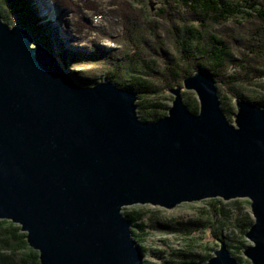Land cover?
<instances>
[{
    "label": "water",
    "instance_id": "water-1",
    "mask_svg": "<svg viewBox=\"0 0 264 264\" xmlns=\"http://www.w3.org/2000/svg\"><path fill=\"white\" fill-rule=\"evenodd\" d=\"M15 1L38 36L0 15V219L21 226L40 264H143L126 205L217 197L249 199L243 253L264 264V106L236 99L230 119L199 68L169 91L166 115L143 120L135 92L85 85L70 69L74 55L50 32L63 6ZM213 253L183 264H239L225 244Z\"/></svg>",
    "mask_w": 264,
    "mask_h": 264
},
{
    "label": "trees",
    "instance_id": "trees-1",
    "mask_svg": "<svg viewBox=\"0 0 264 264\" xmlns=\"http://www.w3.org/2000/svg\"><path fill=\"white\" fill-rule=\"evenodd\" d=\"M58 1L63 6V13H71L72 19L79 26H90L89 23L87 25L85 13L78 4L72 0L69 3ZM125 1L127 0H118L114 4L119 8L125 5ZM126 4L134 11L119 12V36L122 42L120 50L123 52L114 49L113 52L97 51L95 54L89 49H97L99 46L90 41L83 48L86 53L79 51L74 55V61L68 64L69 67L75 64L72 70L77 73L76 76L82 83L95 85L101 81H110L131 90L137 95L136 104L140 118L156 120L167 114L173 100L171 94L165 93L175 87H182L184 78L199 68H207L206 71L212 75L219 87L222 107L230 119L236 112L233 100H250L264 106V67L255 66L257 61H264V0H161L155 17L149 10L147 0H133V3ZM144 6L148 7L147 10ZM9 12L14 13L15 23L26 27L33 36L37 35L30 19L15 0H0V15L3 20H10ZM147 17L153 18L154 22ZM71 24L73 23L70 22ZM146 43L149 44L148 48L142 49V45ZM87 59H92L93 64L100 63L107 67L102 69L101 77H90L76 69L79 61ZM75 60L78 62L75 63ZM237 67L240 68L239 71L235 70ZM221 85L228 86L231 98L223 93ZM181 94L189 109L198 112L199 102L195 93L183 89ZM207 203L210 209L205 213L208 218L206 222L212 224L207 226H217L214 233L221 241L220 245L225 244L239 263L245 264L240 255L247 247L246 240L242 237L253 223L249 212L250 201L233 199L225 202L221 198H214ZM230 210L237 216L233 221ZM239 212L241 216H238ZM124 214L132 221L134 237L146 254L148 249L142 245V241L149 234L148 225L144 221L146 210L130 209L124 211ZM212 217L215 218L214 222ZM154 220L152 228L162 227L171 232L178 231L185 238H192L196 228L205 224L176 219L164 222L157 217ZM226 223L238 229L239 243L232 239V243H227L223 238L225 227L229 228ZM207 226L204 228H209ZM195 242L193 239L175 252L174 257L181 258V261L166 260L162 264L197 261L193 258L207 261L211 257L210 251L215 250L217 243L215 246L201 245L204 252L201 254L194 248ZM0 264H40L39 252L29 246L27 233L22 231L19 224L6 219H0ZM143 264L151 263L144 260Z\"/></svg>",
    "mask_w": 264,
    "mask_h": 264
},
{
    "label": "rangeland",
    "instance_id": "rangeland-1",
    "mask_svg": "<svg viewBox=\"0 0 264 264\" xmlns=\"http://www.w3.org/2000/svg\"><path fill=\"white\" fill-rule=\"evenodd\" d=\"M52 1L54 2L53 3L54 5L59 2L58 0H52ZM63 1L64 3L70 2V0H63ZM116 1L118 0H72L73 3L78 4L82 8V11L83 13H85V16L87 18L86 20L87 25L89 23L90 26L88 28L85 26H79L77 22L72 19L71 13H69L68 11H67L69 13L68 15L62 16L63 14V10H62L60 13L55 12L56 19L54 22H52V27L53 29L57 30V32L54 30H51L50 32H53V33L55 32V38L59 41L58 43H61L63 48L67 49L66 51H68L69 55H76L79 51H82V50H83L82 52L86 53V50L83 48L86 46V43H90V41L94 42L95 45L98 44L99 46V48L97 49L96 48L89 49V50H93L95 54L97 51H101V52L109 51L110 52L114 49L120 50L122 49V42L120 41L121 36H119L121 32L120 22L118 19L119 14H120L119 12H122V11H126V12L132 11L133 12L134 10L130 8L128 4H126V3H133V0L125 1V5L119 8H116L114 4ZM160 1L161 0H147L149 10L151 14L153 15V17H155L154 14L158 11V9H160V6H161ZM135 5H138V4H135ZM148 7L144 6V9L147 10ZM68 9L71 10V8H68ZM53 11H55L54 7H53ZM134 13H137V12H134ZM8 15H9L10 20H7V22H9L11 25L14 24L15 23L14 13L9 12ZM152 19H149V20L151 22H154V20ZM66 21H70L73 24L70 25V22L68 23ZM46 25H47L46 26L47 28L48 27L50 28V25L48 24ZM49 28L46 31H49L50 30ZM211 31L213 30L211 29ZM147 43L142 45V49L148 48L149 44ZM54 45L55 47H57L56 43H54ZM119 52H123V50H120ZM66 58L68 59L67 61L68 64L74 61V57L73 59H71L69 56H67ZM76 62L78 61L75 60V63ZM92 62H93L92 59L79 61V66L76 69L87 74L90 77H96V76L97 78L101 77L102 76L101 71H103L102 69H107V67L105 68L104 64H100V63L93 64ZM258 65L260 67H264V61H261V60L257 61V63H255V66L258 67ZM73 66L70 67L71 70ZM235 70L239 71L240 68L237 67ZM106 72L107 71H105V73ZM73 73L77 75V73H75L74 71ZM162 77L160 78V80L162 79ZM227 87H228L227 85L220 86V88L223 90V93L227 94L231 98L232 95L227 89ZM251 88H254V86H252ZM184 90L191 91V90H186V89ZM255 92L256 90H254L253 93ZM249 93H251V95L253 94L252 91H249ZM165 94L168 95L171 93L167 92ZM171 95L174 98V94H171ZM233 101L235 102V100ZM171 104L172 102H170V106ZM211 199H214V198H207V199H203L201 201H195V202L184 201L182 203H179L175 207L170 208L169 210L159 205L153 206L150 203H147V204L136 203V204L126 205L123 208V213L124 211L130 210V209H138V208L142 209L143 208L144 210H146L144 221H145V225H148L147 230L149 231V234L142 241V245L148 249V252L145 254L144 260L149 261L151 264H162L166 260H173V259L176 261H181L182 260L181 258L174 257L175 252H178L179 249H182L183 247H185L187 242L189 243V241L193 239L194 241H196L194 248L196 249V251H198L201 254L204 253L203 249L200 248L201 245L215 246V243H217V246H215V250L210 251L211 256H213L214 255L213 252H215L220 247L221 241L217 239L214 233V230L217 229V226H207V225H212V224L206 222L208 218H207V215H205V213L209 211L210 209V206H208L207 201ZM238 199H247V198H238ZM222 200L225 202H230V200H224V199ZM249 212H250L251 217L253 218L252 213H251V208H249ZM212 213L213 212L211 211L210 214ZM230 214L232 215L231 221H233L234 217H237L236 213L230 210ZM241 215L242 214L239 212L238 216H241ZM156 217L159 218L160 221H164V222L169 219H176V220L183 221V222H187L190 220L194 222L195 221L205 222V224L201 228H196L195 231L193 230L194 232L192 233V238H189V237L185 238L180 233H178V231L171 232L167 230L168 228L166 229L162 227L152 228L151 225L155 223L154 219ZM212 218H213L212 221L214 222L215 218L214 217ZM205 226L209 228L205 229L204 228ZM227 227L229 228L226 229L225 227L224 232H223V238L225 239V241L227 243H232V240H233V242L239 243L238 241L240 238L238 237V234H239L238 229L234 228V226H232L231 224H227ZM245 235H243L242 238L246 240L245 242L247 243V246L252 245L253 242L249 238L245 237ZM243 252L241 253L240 256L243 258L244 263L253 264L245 256ZM193 260L199 261V258H196V259L193 258ZM176 264H182V263L176 262Z\"/></svg>",
    "mask_w": 264,
    "mask_h": 264
},
{
    "label": "bare ground",
    "instance_id": "bare-ground-1",
    "mask_svg": "<svg viewBox=\"0 0 264 264\" xmlns=\"http://www.w3.org/2000/svg\"><path fill=\"white\" fill-rule=\"evenodd\" d=\"M5 21V20H4ZM7 22V21H6ZM204 70V69H203ZM206 71V70H205ZM214 79V78H213Z\"/></svg>",
    "mask_w": 264,
    "mask_h": 264
},
{
    "label": "clouds",
    "instance_id": "clouds-1",
    "mask_svg": "<svg viewBox=\"0 0 264 264\" xmlns=\"http://www.w3.org/2000/svg\"><path fill=\"white\" fill-rule=\"evenodd\" d=\"M62 11V10H61Z\"/></svg>",
    "mask_w": 264,
    "mask_h": 264
}]
</instances>
